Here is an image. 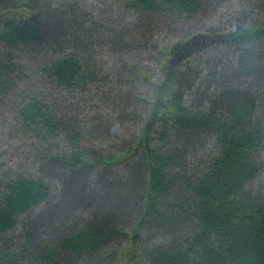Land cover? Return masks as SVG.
I'll return each instance as SVG.
<instances>
[{
	"label": "trees",
	"instance_id": "16d2710c",
	"mask_svg": "<svg viewBox=\"0 0 264 264\" xmlns=\"http://www.w3.org/2000/svg\"><path fill=\"white\" fill-rule=\"evenodd\" d=\"M92 1L0 0V264H264V27Z\"/></svg>",
	"mask_w": 264,
	"mask_h": 264
},
{
	"label": "rangeland",
	"instance_id": "374dc122",
	"mask_svg": "<svg viewBox=\"0 0 264 264\" xmlns=\"http://www.w3.org/2000/svg\"><path fill=\"white\" fill-rule=\"evenodd\" d=\"M88 2H91L92 0H87ZM118 3L115 4V6H122V3L120 0ZM248 0H227L224 2L219 3L214 9H212L207 15H206V21L204 23V26L208 25L209 23H212V26L217 25V23L219 24V18L220 15L222 18L224 19H228V17H226L224 14L229 15V16H234L235 18L233 19H237V16L240 12H243V10H245L243 16L246 17V19L244 20V22L242 24L245 23V25H248L249 22L253 21L257 27H264V3H262L261 0H249L248 1V8L247 7H243V5L245 4V2ZM93 2V1H92ZM98 3H101L103 6H106V2H103L102 0L97 1ZM22 3L25 4L26 0H22ZM93 4L96 5V2L94 1ZM238 6L240 9H242L241 11H239V13H233V11L238 10ZM224 13V14H222ZM237 14V15H236ZM120 17V16H119ZM252 17V18H251ZM251 18V19H250ZM111 19L113 20V23H117L119 25H122L123 27L131 30L134 27H136V21L133 22L131 21V17H127L125 20L120 18L117 19L115 17V15H113L111 17ZM250 19V21H249ZM115 21V22H114ZM225 21L228 20H223V23ZM209 22V23H208ZM131 23V24H130ZM198 22H195L194 25L190 26L192 28H201L202 27V23L197 24ZM159 24L163 25L164 21H161V19L157 16V15H152V17L148 20H146L145 23H143V25H141L138 28L137 34H139L140 36H148V38H150L147 47L149 49H159L160 47H164L165 45L171 46L174 44V37L173 38H169V36H164L163 34H161V28L162 26H160ZM222 26H224V24H222ZM127 31V30H126ZM142 34V35H141ZM127 39V38H126ZM127 45L134 47L135 43L132 44H128ZM140 47V45H139ZM142 48V46H141ZM142 51H144L143 49H141ZM146 54L143 52L142 53V57L145 56ZM224 56H218V57H212V59L217 62L219 61V59H221L222 61L227 60L226 58L223 59ZM149 66H153V65H149ZM154 67V66H153ZM113 84H115V82H112ZM128 85V84H127ZM116 86V85H113ZM141 89L142 92L146 91V86H143L141 83H139L138 85ZM114 93H116V89L112 90ZM133 94V92H132ZM136 94V93H134ZM133 94V95H134ZM9 110V109H8ZM12 114V113H11ZM12 116V115H10ZM10 130H9V125L5 124V122L0 118V149L1 150H6L7 149V143L9 144H15V145H19V137L17 136H12L10 135Z\"/></svg>",
	"mask_w": 264,
	"mask_h": 264
},
{
	"label": "bare ground",
	"instance_id": "6f19581e",
	"mask_svg": "<svg viewBox=\"0 0 264 264\" xmlns=\"http://www.w3.org/2000/svg\"><path fill=\"white\" fill-rule=\"evenodd\" d=\"M186 7V6H185ZM97 49V48H96ZM78 53V52H77ZM14 57V56H13ZM143 58V57H142ZM91 59V58H90ZM164 60V59H163ZM112 64V63H111ZM110 64V65H111ZM113 65V64H112ZM129 65V64H128ZM135 65V64H134ZM171 65V64H170ZM130 66V65H129ZM132 66V65H131ZM165 66V65H164ZM167 66V65H166ZM109 67V66H108ZM133 67V66H132ZM131 67V68H132ZM191 67V66H190ZM54 68V67H53ZM169 68V67H168ZM112 69V68H111ZM116 69V68H115ZM195 69V68H194ZM181 70V69H180ZM208 70V69H207ZM53 71V70H52ZM131 71V70H130ZM56 72V71H55ZM118 72V71H117ZM186 72V71H185ZM77 74V73H76ZM127 75V74H126ZM149 75V74H148ZM105 78V77H104ZM116 78V77H115ZM23 83V82H22ZM130 83V82H129ZM21 95V94H20ZM92 111V110H91ZM91 113V112H90ZM104 121V120H103ZM78 134V133H77ZM54 135V134H53ZM71 135V134H70ZM125 135V134H124ZM60 137V136H59ZM124 139V138H123ZM120 140V139H119ZM57 142V141H56ZM61 144V143H60ZM102 144V143H101ZM61 150V149H60ZM105 150V149H104ZM82 162V161H81ZM87 163V162H86ZM16 164V163H15ZM95 170V169H94Z\"/></svg>",
	"mask_w": 264,
	"mask_h": 264
},
{
	"label": "water",
	"instance_id": "95a60500",
	"mask_svg": "<svg viewBox=\"0 0 264 264\" xmlns=\"http://www.w3.org/2000/svg\"><path fill=\"white\" fill-rule=\"evenodd\" d=\"M205 37L201 36V39L203 40Z\"/></svg>",
	"mask_w": 264,
	"mask_h": 264
}]
</instances>
